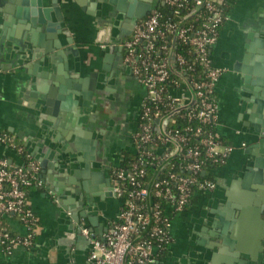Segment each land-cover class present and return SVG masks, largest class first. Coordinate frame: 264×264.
Segmentation results:
<instances>
[{
    "label": "crops",
    "instance_id": "crops-1",
    "mask_svg": "<svg viewBox=\"0 0 264 264\" xmlns=\"http://www.w3.org/2000/svg\"><path fill=\"white\" fill-rule=\"evenodd\" d=\"M58 3L63 11L64 24L79 51L80 77L88 76L89 72H95L102 65L101 55L99 60L96 57L101 48L107 47L106 43L98 42L106 36L102 33L106 31V25L101 9L91 0H58ZM228 3V19L220 26L210 56L213 65L223 69L216 86L218 132L234 149L225 163L213 171L219 188L194 193L188 206L173 215L172 242L152 264H213L214 255L220 257L217 264H237L239 258L228 247H223L220 234L222 230L231 231L237 223V212L227 208L226 193L231 186L237 192L247 191L243 188L242 178L253 169L248 166L254 163V144L259 137L254 126L260 127L258 120L264 119V0H228ZM96 61L98 64L91 66V62ZM57 63L56 56L50 63L53 65L51 68L43 62L28 61V70L33 72L29 74L13 68L7 58L0 62V131L6 130L16 137L20 135L18 139L26 150L34 152L31 151V157L35 154L47 165L54 163L53 170L40 167L43 187L31 188L29 192V204L38 220L33 245L29 248L16 245L11 254H6L0 245V264H85L87 247H78L80 253L76 255V263L68 259L67 249H60L56 223L58 208L49 195V190L52 191L49 183L66 188L68 182L65 178L70 176L71 171L58 165L60 156L72 153L84 159L85 154L90 155L95 149L93 142H100L105 148L104 140L110 132L113 138L109 143L111 150L108 151L107 161H103L102 169L98 160L93 161L97 166L92 169L93 173L102 170V177L89 180L96 200V205L90 210L94 223L84 222L95 234L101 235L121 211L122 202L113 194L110 182L108 184L109 169L122 154L133 150L130 140L138 128L137 113L144 92L139 93L133 88L139 85L133 76L120 75L104 102L107 112H102L101 122L87 124L89 115L82 110L81 97L74 96L70 91L61 93V99L53 96L57 86L50 79ZM110 63L109 66L112 65ZM73 72L74 60L69 55L67 73ZM60 85L68 88L70 83L69 86L65 82ZM49 93L53 102L46 106L45 98ZM62 104L67 106L66 109L61 108ZM74 125L79 131L77 136L68 130ZM102 127L107 129L100 140L98 135ZM75 142L79 147L75 146ZM61 148L65 150L59 153ZM3 156L14 163H22L13 150L0 145V158ZM76 198L73 194L69 205L74 204ZM4 221L13 234L26 235V228L14 216ZM246 223L238 232L239 239L245 243L250 230ZM222 248L225 251L220 253ZM257 264H264V258Z\"/></svg>",
    "mask_w": 264,
    "mask_h": 264
},
{
    "label": "built area",
    "instance_id": "built-area-1",
    "mask_svg": "<svg viewBox=\"0 0 264 264\" xmlns=\"http://www.w3.org/2000/svg\"><path fill=\"white\" fill-rule=\"evenodd\" d=\"M228 6V0H153L122 43L123 62L145 95L133 150L109 169L111 190L122 202L119 215L101 235L80 223L89 264H152L172 242L173 215L194 193L217 189L213 171L234 148L218 132L216 86L223 69L210 55ZM0 145L22 162L0 158V245L11 254L16 245L34 243L38 220L29 189L43 182L39 163L14 134L0 131ZM11 216L25 236L7 231L4 220Z\"/></svg>",
    "mask_w": 264,
    "mask_h": 264
},
{
    "label": "water",
    "instance_id": "water-1",
    "mask_svg": "<svg viewBox=\"0 0 264 264\" xmlns=\"http://www.w3.org/2000/svg\"><path fill=\"white\" fill-rule=\"evenodd\" d=\"M91 1L101 9V15L108 19L105 24L106 31L102 32L106 33V36L104 40L99 39L98 41L99 43H106L107 47L101 48L99 52L102 60L99 69L95 72H89L88 76L80 77L79 51L75 46L71 32L64 24L63 11L58 0H0V62L7 58L13 68L33 74L32 70H28L30 67L27 64L28 61L43 62L46 67L51 68L54 63L53 65L50 63L56 56L58 61L55 66L56 71L50 79L52 84L57 86L53 96L56 99H61V93L70 91L74 96L81 97L83 100L82 110L89 115L87 124H95L100 119L101 107L106 108L104 102L108 100V93L113 91L117 76L120 73L122 75L131 73V68L124 64L120 52L121 41L126 37L124 29L127 27V23H130L128 28L131 29L138 20L144 18L153 4V0ZM61 36H65V38L62 39ZM69 55L73 56L74 60V72L72 74L67 73ZM109 63L112 65L109 66ZM64 82L67 86L70 83V86L64 88L60 85ZM51 95L49 93L45 98L46 106L53 102L49 98ZM66 107L61 105V108L66 109ZM258 122L261 126H254L255 131L259 134L258 140L254 144L255 160L252 165L248 166L250 170L252 168L255 170L252 171V169L245 173L242 178L243 188L247 191L239 190L237 192L231 186L226 193L227 208L230 207L238 215L237 223L231 231L222 230L220 243L223 244V247H228L227 249L232 251L234 256L239 257L237 264H246V262L247 264H257L264 258V219L262 218L264 217V119L263 121L258 120ZM106 129V127H102L99 130L101 133L98 135L100 140L103 138ZM68 130L73 132L71 134L79 133L75 125L69 126ZM18 137L21 138L20 135ZM76 142H78V137ZM76 142L74 143L75 146L79 147ZM93 144L95 149L91 151L90 155L85 154L84 159L72 153L60 156L58 165L61 164L64 169L71 171L70 176L65 178L68 182L66 188H60L49 183L54 204L58 208L56 217L59 232L58 243L62 246L60 248L62 251L67 249L69 252H67L68 259H72L73 263H76V255L80 253L79 250L77 251L78 247L84 246V249L87 247V253L84 254V256L86 255L85 264H89L87 262L89 240L81 233L80 223H84L87 227L88 224H85V220L91 225L94 223V216H91L90 210L96 205V200L93 190L89 187V180L95 179L96 176L102 177V170H100L101 173H93L92 169L97 167L93 161H99L100 169L104 164L99 159V154L103 152L104 147H101L100 142L97 141ZM64 150L65 148H61L58 152ZM27 151L31 154L32 149ZM32 153L34 152L32 151ZM32 157L40 162L42 169L46 167L53 170L54 163L47 165L35 154ZM77 162L84 163L79 165ZM73 194L77 197L76 202L69 205ZM245 221L246 224H249L250 229L248 238L245 240L246 243L244 240L241 241L238 235ZM246 227L248 228V225ZM90 231L93 230L90 229ZM222 251H225V248L219 252ZM219 259V256L214 255L213 264H217Z\"/></svg>",
    "mask_w": 264,
    "mask_h": 264
},
{
    "label": "rangeland",
    "instance_id": "rangeland-1",
    "mask_svg": "<svg viewBox=\"0 0 264 264\" xmlns=\"http://www.w3.org/2000/svg\"><path fill=\"white\" fill-rule=\"evenodd\" d=\"M106 12H107V14H108V11H107V9H106ZM108 22V19L105 17L104 19H103V23H104V25L106 24ZM97 60H99V53L97 54ZM98 64V61H96V62H91V66L93 65V66H95V65H97ZM117 75H118V73H117ZM120 75L122 76V74L120 73ZM119 75V76H120ZM119 76H117V80H116V84L118 83V77ZM122 78V77H121ZM123 80V79H122ZM115 84V85H116ZM133 88L135 89V90H137L139 93H140V91H141V93H143L144 91H145V89H144V87H142V86H140V85H138L137 87L136 86H133ZM142 95V94H141ZM118 102V101H117ZM119 103V102H118ZM101 111L104 113V112H107V108H105V107H101ZM101 114L100 115V118H101V120H102V117H103V115L104 114ZM98 122H101L100 120H98L97 121V123ZM136 125H137V122H136ZM112 138H113V136H112V134H111V132L107 135V137H106V140H104V144H103V146H105V148H104V150H103V152H101L100 154H99V159L100 160H102V161H104V162H106L107 161V159H108V151H110L111 150V148H110V141L112 140ZM131 141V145H132V140H130ZM130 141H129V143H130Z\"/></svg>",
    "mask_w": 264,
    "mask_h": 264
},
{
    "label": "flooded vegetation",
    "instance_id": "flooded-vegetation-1",
    "mask_svg": "<svg viewBox=\"0 0 264 264\" xmlns=\"http://www.w3.org/2000/svg\"><path fill=\"white\" fill-rule=\"evenodd\" d=\"M129 24L130 23H127V27L124 29V31L126 32V37H124L123 39H122V41H121V44H120V48H121V50H120V52H121V55L123 56V46H122V43L126 40V39H128V37L130 36V34H131V31H132V28L131 29H129L128 28V26H129ZM129 74L131 75V76H133L130 72H129ZM140 85V84H139ZM141 86V85H140ZM144 95H145V91H144ZM143 95V96H144ZM144 98V97H143ZM142 101H143V99L141 100V103H140V106H139V108H138V116H139V112H140V108H141V104H142Z\"/></svg>",
    "mask_w": 264,
    "mask_h": 264
},
{
    "label": "trees",
    "instance_id": "trees-1",
    "mask_svg": "<svg viewBox=\"0 0 264 264\" xmlns=\"http://www.w3.org/2000/svg\"><path fill=\"white\" fill-rule=\"evenodd\" d=\"M164 12L165 13H169L170 11H168V10H164ZM223 139V138H222ZM16 140H18L19 141V139H18V137H16ZM20 142V141H19ZM225 142V141H224ZM226 143V142H225ZM228 144V143H227ZM125 155L126 156H129V153H125ZM31 189V188H30ZM29 189V190H30ZM4 226L7 228V231L11 234V235H13V233L10 231V229H8V227L4 224Z\"/></svg>",
    "mask_w": 264,
    "mask_h": 264
}]
</instances>
